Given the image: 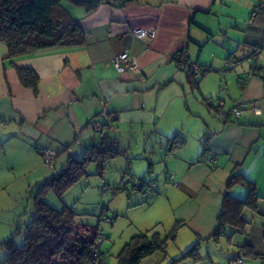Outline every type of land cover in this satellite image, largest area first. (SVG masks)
<instances>
[{
	"label": "crops",
	"instance_id": "crops-1",
	"mask_svg": "<svg viewBox=\"0 0 264 264\" xmlns=\"http://www.w3.org/2000/svg\"><path fill=\"white\" fill-rule=\"evenodd\" d=\"M233 1L248 21L232 14L233 27L222 28L219 19L229 0L100 1L96 7L63 0L88 33L84 45L58 46L11 63L0 42V168L40 155L36 148H50L56 153L54 169L57 161L63 164L67 156L82 155L95 135L93 122L99 121L124 152L123 163L129 162L134 176L152 174L161 162L165 183L173 172L178 183L173 187L184 195L176 222L187 226L196 241L208 238L232 171H241L264 197V48L255 59L261 74L241 83L250 71L252 54L264 45V11L250 23L258 0ZM150 27L156 28L151 40L130 34L133 28ZM123 51L135 58L137 71L119 73L113 67L112 59ZM183 53L189 62L206 68L196 86L176 60ZM231 60L238 62L235 81L225 77L223 82ZM14 65L35 71L36 92L20 83ZM214 97L223 101V108L239 100L253 102L261 113L221 119L205 102ZM174 134L184 138L183 145L172 148L168 138ZM209 155L214 161L204 162ZM230 191L240 197L246 193L243 185ZM159 192L136 198V205L153 202ZM245 216L250 223L244 233L233 234V245L248 242L264 254V198L257 212L246 211ZM235 235L238 239L233 240ZM250 260L264 264L262 257Z\"/></svg>",
	"mask_w": 264,
	"mask_h": 264
},
{
	"label": "trees",
	"instance_id": "trees-1",
	"mask_svg": "<svg viewBox=\"0 0 264 264\" xmlns=\"http://www.w3.org/2000/svg\"><path fill=\"white\" fill-rule=\"evenodd\" d=\"M62 1L0 0V42L6 45L7 59L11 63L38 51L58 46H81L87 42L88 33L70 15L62 5ZM262 48L264 45L258 46L252 55H257ZM14 68L20 83L36 92L38 76L35 71L30 66L14 65ZM186 72L190 84L196 86L199 78L193 79L191 74ZM241 83L243 86L245 80ZM211 99L205 100L210 108H212L209 104ZM168 141L173 148L183 145L184 138L174 134L168 138ZM36 149L42 156L40 148ZM123 154L124 152L118 149L113 138L104 131L101 134L96 131L79 158L67 156L58 171L36 185L32 198L33 214L23 227V242L17 245L12 235L0 241V247L5 252L0 264H86L91 262L92 249L100 233L97 226L78 224V214L71 207L64 205L61 209H57L48 204L44 196L47 191H52L60 198L72 184L86 175V167L89 163L95 164L97 174H101L109 160ZM203 161L208 162L207 158ZM130 169L128 162L123 170L121 179L123 184L117 187L116 191H128L125 185L129 182L130 192L141 191L145 194L158 192L159 188L149 193L145 191L146 183L156 179L146 180L144 175L136 177ZM127 173L133 178L125 180L124 175ZM234 185H243L246 190L245 196L233 195L230 188ZM261 198L264 197L259 195L252 180L237 169L232 171L226 182L221 211L210 236L206 239L198 238L178 257L173 258L170 264L183 259L200 260L199 250L202 241L210 239L218 241L221 237H226L230 241L233 234L244 233L246 226L250 223L245 213L246 211L251 214L257 212L258 201ZM181 224L182 222H176L165 236H161L157 231L151 235H148V231L133 235L117 254V264H140L142 259L155 251L164 252L167 239L175 237V231ZM21 231V228L17 229V232ZM99 251L103 255L100 248ZM238 257H242L245 261V257L264 258V254L256 252L251 244L245 242L237 247L234 255L229 259Z\"/></svg>",
	"mask_w": 264,
	"mask_h": 264
},
{
	"label": "rangeland",
	"instance_id": "rangeland-1",
	"mask_svg": "<svg viewBox=\"0 0 264 264\" xmlns=\"http://www.w3.org/2000/svg\"><path fill=\"white\" fill-rule=\"evenodd\" d=\"M229 1L225 4L226 8H222L219 19L222 28L233 27L234 20L229 17L232 14H236L241 22L248 21L247 14L243 13L241 7L234 1ZM233 68L235 67L223 73V82L225 77L230 83L235 81L236 73ZM235 71H238V67ZM230 105H226L224 109L227 110ZM80 156L81 153L75 155L77 158ZM21 160L23 162L18 160L14 165L4 163L0 168V241L12 235L17 245L23 242V227L33 214L32 198L36 185L58 171L62 164V161H57L53 169L38 154H30L26 162ZM123 161L122 156L109 160L101 174H97L95 164L89 163L86 175L72 184L60 198L52 191H47L44 196V200L57 209L64 205L71 207L78 214V224L97 226L102 233L100 250L104 255L105 264H117V254L138 232L148 231V235H151L157 231L161 236H165L176 224L175 214L184 198L183 193L173 187L174 183L164 182V166L161 162L154 165L152 174L144 175L146 180L158 179L159 194L149 204L136 205V198L145 194L130 192L129 182L125 185L128 191L115 190L123 184L122 171L126 168ZM174 181L177 183L175 179ZM18 228L22 231L17 232ZM236 236L238 235H235L233 240L238 239ZM196 238L187 226H178L175 237L167 239L165 251H155L142 259L140 264H170L173 258L196 242ZM236 250L232 239L228 241L226 237H221L218 241L205 240L200 242V260L183 259L174 264H227ZM4 256L5 252L0 247V262ZM246 260L241 264L251 262L248 258ZM232 264L238 263L233 261Z\"/></svg>",
	"mask_w": 264,
	"mask_h": 264
},
{
	"label": "built area",
	"instance_id": "built-area-1",
	"mask_svg": "<svg viewBox=\"0 0 264 264\" xmlns=\"http://www.w3.org/2000/svg\"><path fill=\"white\" fill-rule=\"evenodd\" d=\"M100 1L107 4H115L117 2L120 3V0H100ZM262 11H264V0L262 1L258 0L250 12L249 22L252 23L254 21L255 16L261 13ZM130 34L132 37L137 39L151 40L155 37L156 28L155 27L133 28L131 29ZM256 56L257 55H252V58L254 60L251 66L249 67L250 71L246 72L245 74V79H244L245 81L247 80V77H249L251 74H258V75L261 74L257 65L255 64ZM176 60L178 61L180 69L188 71L193 79H197L201 77L206 72V68H203L202 66L196 63L189 62L187 59V55L185 53L177 55ZM236 64H238V62L235 60H231L229 62V65L231 67H234ZM112 65L119 73H122L126 70L137 71L138 68L137 61L127 51H123L122 53L116 55L112 59ZM209 104L214 109L216 115H218L221 119H225V120H235L246 112H252L256 115L261 113V109L253 102H249V101H242V100L236 101L233 103V106L227 110L223 108V101L219 97L212 98L209 101ZM93 128L98 133L100 134L102 133L101 123L99 121L93 122ZM40 151L44 159V162L47 165L52 166L56 153L50 148H43L40 149ZM207 161L209 163L213 162L214 155H209L207 157ZM166 177H167V181L178 185V183L174 181V175L172 173H168ZM124 178L125 180H130L133 177L131 174L127 173L124 175ZM157 188H158L157 180L149 181L148 183H146L145 191L149 193ZM101 241H102L101 233H99L98 239L95 242L92 249L93 252L92 261L86 264H105V259L99 251ZM233 261L237 262L238 264H241L244 262V259L242 257L230 259L227 264H232Z\"/></svg>",
	"mask_w": 264,
	"mask_h": 264
},
{
	"label": "water",
	"instance_id": "water-1",
	"mask_svg": "<svg viewBox=\"0 0 264 264\" xmlns=\"http://www.w3.org/2000/svg\"><path fill=\"white\" fill-rule=\"evenodd\" d=\"M75 1H77L79 3L89 4L93 7H96L100 2V0H75Z\"/></svg>",
	"mask_w": 264,
	"mask_h": 264
}]
</instances>
